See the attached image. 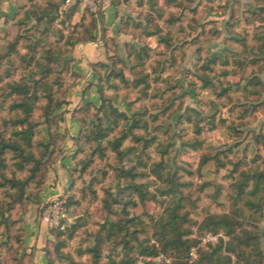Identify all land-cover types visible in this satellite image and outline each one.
I'll use <instances>...</instances> for the list:
<instances>
[{
    "label": "rangeland",
    "instance_id": "rangeland-1",
    "mask_svg": "<svg viewBox=\"0 0 264 264\" xmlns=\"http://www.w3.org/2000/svg\"><path fill=\"white\" fill-rule=\"evenodd\" d=\"M117 1L124 2L128 6L126 11L130 16L120 23L116 37L112 33H106L109 36L108 39L110 38L107 48L111 55L103 62L106 65L105 70L111 73L110 81L116 90L108 89L106 86L105 99L110 101V105L127 113L130 118L138 114L143 121L149 122L151 132L158 137L156 144L159 143L167 148V171L174 176L177 183L183 185L180 187L184 197L181 199L184 205L182 213H187L192 221L187 226L192 231L189 238L196 242V247L191 250V259L196 260L200 254L207 255L212 252L222 240L225 249L226 244L230 242L229 237L223 233L215 235L208 231H201L200 226L209 214L232 213L235 216L236 210L239 211L237 218L242 224L238 230L239 233L243 229L259 235L261 247L264 250V217L260 212L263 204H259L260 208H252L247 201L252 200L259 203L260 199L252 198L247 194L244 200H240L237 198L238 188L236 187L241 172H246L248 169L264 170V90L262 97H255V102H252V104L259 105L257 112L239 121L237 111L233 109L235 101H228L225 97L217 99L213 94V89L203 88L202 83L197 81L194 75L195 65L200 57L220 55L223 58H229L228 69L230 71H235V61H247L248 54H246L244 43L250 42L254 33L264 31V15L261 14L255 24L247 25L244 20L237 24L236 20L242 17L241 14L245 10L247 0ZM54 4L56 8L51 14V18H55L54 22L49 23V19L43 22L36 20L37 5L44 10L48 8L50 10V6ZM76 4L80 5L79 10L71 16L70 10ZM20 5H25L26 9L22 8L19 11L17 21L25 20V11L31 12L32 18L25 20L26 23L19 29L18 25H7L5 21L8 17H6L0 25V30L5 31L10 40H14L19 32L29 39H26L21 46V56L13 57L11 62L8 58L2 60L0 90L7 89L8 84L16 81L31 83L32 78H43L42 66L52 61L50 66L53 74L49 84L54 91L63 89L58 93L60 96L68 88L71 74H74L73 60L69 58V54L79 38L75 34V27L81 23L84 14L80 12L82 5L78 2L67 3L62 0H22ZM84 11L87 10L84 9ZM235 13L236 17H241L235 19ZM173 16H180V22L170 24ZM156 32L157 35H152ZM171 33L176 46H182L185 41L189 44L196 41L192 46L187 45L185 48L180 46V53L182 52L185 58L182 63L179 59L175 65L171 60L173 50L168 48L165 42L160 41L161 36L164 37ZM139 50L143 57L142 60L137 58ZM7 52V43L1 41L0 55H5ZM161 70L163 72L160 74ZM119 71L126 75L129 80L127 84L121 78L116 77ZM221 71L222 69L219 70ZM248 72L249 68H245L239 74L230 72L229 76L216 80L215 84L223 87L227 86L228 82L232 83L230 93L239 94L236 82L245 74H249ZM142 75H148L149 88L147 90H143V86L136 88L133 85V77L141 79ZM261 77L264 78V73ZM41 103L37 116L42 113ZM105 105L100 115L103 126L93 116L95 113L93 110H91L92 114L85 115L84 123L81 124L84 136L93 131L103 134L102 130L105 129L110 115L109 103ZM167 106H170L172 111H178L174 118H169L167 115L160 117ZM191 109L197 110V113L192 112ZM214 114L217 127L212 130L209 117ZM55 115H63V113L58 111ZM178 116H181L183 121L177 124ZM154 117L158 119L156 118L155 121ZM189 118L191 122L186 121ZM223 119L226 123L222 122ZM1 124L0 120V130H2ZM196 124H199L203 130L200 136L195 132ZM235 124H239L240 129L236 138L233 135ZM127 125H130V122H127ZM60 135L64 138L63 134ZM36 137L45 143L49 142L48 128L44 123L36 129ZM195 138L202 139L203 146H197V150L185 146L184 143ZM96 146V143H87L84 154L75 159L71 173L73 187L70 188L67 196L60 197L67 203L71 222L65 230L44 224L51 235L45 247L46 258L49 254L55 264H70L67 260L59 261L56 258L55 247L60 241L57 233L61 231L69 234L75 230V237L67 242L63 252L71 256L78 264H90L92 258L86 254V251L95 245L100 224L107 217V212L103 207L104 200L106 199L109 205L122 213L123 205L116 204L115 201H127L129 198L128 193L123 190L128 182L124 178L120 179L118 175L122 167H132L136 165V162L124 159L121 163L111 153L105 158L97 155L94 162L85 172H82L85 164L91 160L90 155ZM59 149L61 153V147ZM217 151H222L219 156L226 167L218 171L215 162L211 161L200 168L201 155L213 154ZM157 153L155 145L148 150L146 156H143L148 168H140L142 173L151 171L153 160L158 157ZM55 156L53 155L48 161L46 178ZM167 171L163 173L166 174ZM135 183L143 184L149 193L157 195L156 201L143 205L137 194L132 193L133 199L138 204L137 206L129 205L127 208L128 217L134 219L132 227L140 231L139 239L145 244H153V240L157 241L154 238L153 220L162 215L175 197L161 196L158 190L163 189L166 183L152 175L139 177ZM119 185L122 192H119ZM252 186L251 183L248 190L252 189ZM92 188L96 190V194L93 193ZM108 191H111L112 195H107ZM38 198L39 195H31V200L26 206L15 209L13 219L17 221V224L10 234L11 238L4 242L5 238L0 237L2 241L0 258L4 264H16V261H21L25 219ZM208 235L214 236L216 241H206ZM111 247L109 244L103 246L102 264L120 261L121 255L118 253L121 249L114 252ZM246 252L248 255L251 254L250 249ZM224 254L228 253L224 252ZM229 255L232 256L233 264H235L238 259L236 254L230 253ZM136 257L138 260L135 264H144L148 261L146 260L148 257L138 255ZM170 260V263H158L153 260L152 262L171 264L173 260ZM240 263L245 264L241 259Z\"/></svg>",
    "mask_w": 264,
    "mask_h": 264
},
{
    "label": "trees",
    "instance_id": "trees-1",
    "mask_svg": "<svg viewBox=\"0 0 264 264\" xmlns=\"http://www.w3.org/2000/svg\"><path fill=\"white\" fill-rule=\"evenodd\" d=\"M21 1L17 0L18 12L16 15L8 17L5 21L7 25H18L19 29L26 23L25 20L32 18L31 12L25 11V20L20 19V21H17L19 11L22 8L26 9L25 5H20ZM62 1L66 2L67 0ZM262 5L264 6V0H247L245 10L241 14L242 17L239 16L241 18L238 21L236 20V23L239 24L240 21L244 20L247 25L255 24L259 16L261 14L264 15V7ZM50 7V10L49 8L44 10L40 5H37L36 8H38L39 12H35L36 20L43 22L49 19V23L54 22L55 18H51V14L56 8L55 4ZM79 7L80 5L76 4L71 8V16L78 12ZM236 13L235 19L239 18L236 17ZM94 18L95 15L93 13L88 10L84 11L81 23L75 27V34L79 37L77 42L93 41L90 37V31L94 28ZM180 20V16H173L170 24L180 22ZM78 29L80 30L79 32L77 31ZM6 34L5 31L0 30V43L1 41H5L8 51L5 55H0V68L3 59L8 58L9 62H11L13 57L21 56V46L26 39H29L19 32L14 40H10ZM157 34L156 32L152 35ZM108 37L106 35V46L108 40H110ZM172 38L173 34L171 33L164 37L161 36L160 41L162 43L165 42L168 48L173 50L171 60L173 61V65H175L179 59H181L182 63L185 55L182 52L180 53L181 45L176 46V41H173ZM250 39V42L244 43L248 59L247 61H235V71L228 69L230 66L229 58H223L220 55L200 57L195 65L196 70L194 75L196 80L202 83L203 88L213 89V94L217 99L225 97L228 101H235L233 109L237 111V119L239 121L257 112L259 105L252 104V102H255V97H262L264 90V78L261 77L264 73V31L254 33ZM195 42L193 41V43L190 42L189 44L185 41L181 48H185L187 45L192 46ZM137 53V58L142 60L141 51L139 50ZM145 55L147 56V54ZM51 64L52 61L42 66L43 78H32L31 83L16 81L8 84L7 89L0 90V120L2 123V130H0V237L5 238L4 242L11 238L10 234L17 224V221L13 219L15 209L26 206L31 200V195H39L43 190L49 165L48 161H50L53 155L60 153L59 148L63 142L58 126L64 118L63 115L55 114L68 104L69 91L78 77L75 73L71 74L68 88L59 96L58 93L63 89L54 91L49 84V80L53 74ZM92 67L99 74L98 94L100 104L88 103L86 106L76 109L74 115L83 125L85 115L92 114L91 110H93L95 112L93 116L103 126V120L100 118V115L106 103H109L110 115L105 129L102 130L103 134L93 131L91 134L84 136L81 131L79 137L75 139L77 145L75 159L84 154L87 143H96L97 146L90 155L91 160L85 164L82 172H85L90 164L94 162L95 156L99 155V157L105 158L109 153L113 154L121 163L124 159H129L136 162V165L128 168L122 167L120 175H118L120 179L124 178L128 182L126 188H123L129 195L127 201H115L116 204L123 205L122 213H119L109 205L106 199L104 200L103 207L107 212V217L100 224L95 245L86 251V254H89L92 258L90 264H102L104 259L103 246L106 244L111 245V250L114 252L121 249L120 253H118L121 255L120 261H111L110 264H135L138 260L136 255L151 258L161 253L173 260L171 264H233L232 256L229 255L230 253L236 254L239 259H237L235 264H241L240 259L245 264H264V250L261 247L259 235L243 229L240 233L238 231L242 225L241 221L237 218L238 210L234 212L235 216L232 213L222 215L209 214L207 216L200 226L201 231H208L215 235L223 233L230 238V242L226 244L224 249V242L222 240L212 252L207 255L200 254L196 260L191 259V250L196 247V242L189 238L192 231L187 226L192 221L187 213H182L184 205L181 203V199H184V197L180 187L183 185L177 183L174 180V176L167 171V148L159 143L156 144L158 137L151 132L149 122L143 121L138 114H134L130 118L127 113L110 105V101L108 102V99H105L106 86H108V89L116 90V87L110 81L111 73L105 70L106 65L104 62L94 64ZM219 67L222 69L221 72H219ZM245 68H249V74H245L243 78L236 82L239 94L230 93L232 83L228 82L227 86L223 87L215 84L216 80L229 76L230 72L239 74ZM162 72L163 70L160 71V74ZM116 77L121 78L126 84L129 81L121 71L117 73ZM147 78L148 75H142L141 79L133 77V85L136 88L143 86V90H147L149 88ZM194 84L192 81V85ZM195 94L198 95L197 93ZM40 103L42 113L37 116ZM240 109L241 111H239ZM191 111L197 113V110L191 109ZM177 114L178 111H172V108L170 109V106H167L160 117L167 115L169 118H174ZM158 117L156 118L158 119ZM156 118L154 117L153 120L156 121ZM177 118L179 119L177 124L183 121L181 116ZM186 121L191 122V119L189 118ZM127 122H130V125H127ZM222 122L226 123V120L223 119ZM41 123H44L48 128L50 138L48 143L40 141L36 137V129ZM209 123L212 125V130L217 127L215 114L209 117ZM238 125L235 124L234 127L233 135H235V138L240 132L238 131L240 130ZM195 132L198 136L202 134L203 130L199 124L195 125ZM184 144L194 150L198 149L197 146H203L202 139L199 138L192 139L190 142ZM155 145L158 157L153 160L151 171L149 173H142L139 170L140 168H148L147 163L143 160V156H146L148 150ZM220 153L222 151H217L213 154H202L200 168L211 161L215 162L218 171L225 168L226 164L220 159ZM164 171H167V173L164 174ZM236 171L237 168L235 169ZM148 175H152L166 183L163 189L158 190L161 196L170 195L175 197L162 215L158 219L153 220V225L155 226L154 238L157 240H153V244H145L139 239L138 235L140 231L132 227L134 219L128 217L129 212L127 210L129 205L137 206L138 204L133 199L132 193L137 194L140 203L143 205L147 202L156 201L157 195L149 193L143 184L135 183L137 178ZM240 176L236 185L238 188L237 198L244 200L243 198L248 194L252 198L260 199L259 203L252 200H248L247 202L252 208H260L259 204L262 203L263 208L260 209V212L263 215L262 217H264V170L248 169L246 172H241ZM251 183L253 185L252 189L248 190ZM73 184L74 182L72 181L71 188ZM121 189L119 185V192H122ZM91 190L96 194L95 189L92 188ZM107 195H112L111 191H108ZM75 232L76 230L69 234L61 231L57 233L60 241L56 244L55 255L59 261L67 260L70 264H78L71 256L63 252L67 242L75 237ZM1 245L2 241L0 240V250ZM247 249L251 250L250 255L246 252ZM224 252L228 254L225 255ZM134 254L135 256H133ZM15 263L21 264V261H16ZM0 264H4L1 258ZM47 264H55V261H53L49 254H47ZM144 264L157 263L145 261Z\"/></svg>",
    "mask_w": 264,
    "mask_h": 264
},
{
    "label": "crops",
    "instance_id": "crops-1",
    "mask_svg": "<svg viewBox=\"0 0 264 264\" xmlns=\"http://www.w3.org/2000/svg\"><path fill=\"white\" fill-rule=\"evenodd\" d=\"M17 8V0H0V25L6 17L14 16ZM127 8L124 2L104 0L100 14L94 18V28L90 31L93 41L77 42L69 54L78 78L69 91L68 104L60 110L64 118L59 127V133L64 135L61 153L53 159L45 186L25 219L21 264H47L45 247L51 235L41 221L42 210L48 203L69 194L77 148L75 139L82 131L81 122L74 111L88 103L100 104L99 74L92 66L106 61L111 55L106 46L105 33H112L116 37L120 23L130 16ZM80 12L84 13L82 7Z\"/></svg>",
    "mask_w": 264,
    "mask_h": 264
},
{
    "label": "built area",
    "instance_id": "built-area-1",
    "mask_svg": "<svg viewBox=\"0 0 264 264\" xmlns=\"http://www.w3.org/2000/svg\"><path fill=\"white\" fill-rule=\"evenodd\" d=\"M72 1L78 2L85 10L90 11L97 17L102 9L104 0H67V3ZM65 199L58 198L53 202L48 203L42 210L41 221L52 228L65 230L71 222L69 209ZM209 242H215L216 238L208 235L205 239ZM148 261H156L158 263H170L171 260L163 253L154 258H148Z\"/></svg>",
    "mask_w": 264,
    "mask_h": 264
}]
</instances>
